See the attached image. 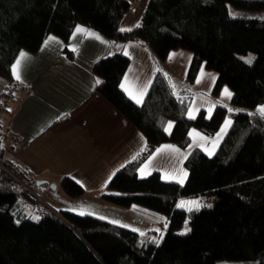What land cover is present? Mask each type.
<instances>
[{"label": "trees", "instance_id": "trees-1", "mask_svg": "<svg viewBox=\"0 0 264 264\" xmlns=\"http://www.w3.org/2000/svg\"><path fill=\"white\" fill-rule=\"evenodd\" d=\"M230 7L262 12L264 0H148L130 31H120L126 0H0V76L8 87L21 50L36 52L50 34L67 41L77 25L108 39L139 42L158 63L173 50L192 55L181 88L158 69L140 104L120 86L128 56L112 53L92 66L97 91L145 138L100 197L165 215V232L143 236L93 215L53 211L37 199L36 175L6 151L0 132V264H215L213 257L264 264V117L256 111L264 104V18L233 16ZM249 56L251 64L245 62ZM202 67L216 73L212 94L228 86L232 97L209 117L202 109L193 119L187 115L191 85ZM226 117L231 126L214 154L196 147L186 157L184 183L163 180L157 171L138 176L160 145L186 148L191 128L212 136ZM58 186L72 198L84 193L68 175ZM201 196L220 201L199 211L177 207L183 198ZM225 202L231 206L224 208ZM186 220L189 231L177 232Z\"/></svg>", "mask_w": 264, "mask_h": 264}, {"label": "crops", "instance_id": "crops-1", "mask_svg": "<svg viewBox=\"0 0 264 264\" xmlns=\"http://www.w3.org/2000/svg\"><path fill=\"white\" fill-rule=\"evenodd\" d=\"M147 1L142 0L136 12H127L120 22V29H131L140 23ZM77 26L86 31L76 33ZM77 26L67 41L50 34L44 41L49 36L55 40L47 46L43 41L34 53L26 50L18 53L12 65L21 52L26 54V58L20 66V80L14 78L11 65V83L16 84V95L10 102V109L0 116V132L6 151L37 179L47 182L38 186L46 196L48 188L51 189L50 184L56 185V190L60 178L68 175L83 187L84 194L90 192L99 198L109 177L144 148L145 138L97 91V77L92 71L94 62L112 53L125 54L127 51L129 65L120 86L124 84L125 87H121L123 91L134 102L137 103L139 99L140 104L158 69L164 70L174 85L181 88L183 84H176L174 77L179 75L182 80L186 78L192 55L187 50H173L164 62L158 63L150 50L139 42L108 39L90 27ZM89 32L100 39L88 35ZM213 77L216 79V73L202 67L192 88L194 96H209L212 100L209 102L211 112L217 104L229 105L231 101L219 99L227 88L225 86L218 94H212ZM7 87L8 81L0 76V94ZM193 99L188 116L190 110L192 114H198L202 109L205 113L208 111L204 103L193 110ZM218 130L208 137L198 129L191 128L190 132L199 133V136H190L191 142L186 148L160 145L139 166L138 176L145 177L157 171L163 180L184 183L188 175L184 166L186 157L193 148H200L206 154L210 143L212 149L221 143L224 137L217 138ZM164 146H172L178 151L157 152ZM141 168H144L143 174ZM198 198L191 200L201 204L216 200H206L204 196ZM182 201L186 205L190 200L181 199L177 206ZM204 207L210 206L202 205L199 210ZM178 208L188 211L186 206ZM177 232L180 233V230Z\"/></svg>", "mask_w": 264, "mask_h": 264}, {"label": "rangeland", "instance_id": "rangeland-1", "mask_svg": "<svg viewBox=\"0 0 264 264\" xmlns=\"http://www.w3.org/2000/svg\"><path fill=\"white\" fill-rule=\"evenodd\" d=\"M230 12L233 16L244 15V16L264 18V11L252 12V11L239 10V9L230 7ZM209 71L214 72L212 70H209ZM174 78H175L174 81L176 84H183V85L185 84V78H184V80H182L179 78V75H176V77H174ZM225 87H227V89H229V91H230V88L228 86H225ZM191 88L194 89L193 84L191 85ZM193 98L194 99H193L192 104H191L193 107V110L202 106L201 104L204 103L205 107L208 109V111L205 113V115L207 117H209L212 113L211 110H209V108H210L209 102L212 101L209 98V96H208V98L201 96L199 94H197V95L195 94V96H194V93H193ZM219 99L223 102H224V100L225 101L229 100L228 98L222 96V94H221ZM260 106H264V104L260 105ZM4 112H6V111H3L0 114V116L3 115ZM196 115H197V113L195 114V116ZM226 119L231 120L230 117H226L224 119L221 127L219 128L220 130L224 126ZM228 129H229V126H228L226 132L228 131ZM220 130H218V131L220 132ZM226 132H224L219 138H223L225 136ZM208 137H212V136H208ZM193 141H195V139ZM219 145H220V143L218 145H216L215 148L213 147V149H212V143H210L209 147L205 151L206 154L212 155L216 151V149L218 148ZM39 189H40L39 187H34V190L42 195V196L41 195H37V196H40L42 199V203H44L47 207H49L53 211H57V212L70 211V212H73L76 214L84 213V214L93 215V216L102 218L104 220H107V221H110V222H113V223H116V224H119V225H122V226H125L128 228H131L133 230H136L139 233H143L142 234L143 236L148 235V232L151 230H154L157 233H161V234H163L166 230V216L165 215H163L157 211L139 206V205L133 204L129 207H121V206L109 203V202L101 199V197L95 198L96 195H93L90 192H87L85 194L83 193L79 197L72 198V197L68 196L59 186L54 191L52 189L48 188V190H51V192L55 195L54 198H49V197H53V196L48 197V195L46 196ZM204 198H206V200L216 199L214 201L208 200L205 203H202L201 205H204V206L214 207L220 201L217 198V196H204ZM183 199L184 200L189 199L190 201H192L191 200L192 198H183ZM197 199H200V198H197ZM185 206L187 208H189L190 205L186 204ZM230 206L231 205L226 203V202L223 203L224 208H229ZM186 228L189 229V226L187 224V220L182 224V226L180 228V233L184 234V233L188 232L189 230L185 231ZM210 253L212 255H215V253H213V251H210ZM213 258L215 260V264H243V262L240 260H227V259H221L218 257H216V258L213 257Z\"/></svg>", "mask_w": 264, "mask_h": 264}, {"label": "snow or ice", "instance_id": "snow-or-ice-1", "mask_svg": "<svg viewBox=\"0 0 264 264\" xmlns=\"http://www.w3.org/2000/svg\"><path fill=\"white\" fill-rule=\"evenodd\" d=\"M138 26H139V25H137V27H138ZM84 31H86V30L83 29V28H81L80 26H77V28H76V33L84 32ZM120 31H130V29H124V28H122V29H120ZM74 35H75V33H74ZM88 35H90V36H95L96 39H100V37H99L98 35L94 34V33L89 32ZM54 40H55L54 37L49 36V37L44 41V45L47 46V45L49 44L50 41H54ZM127 54H128L127 51H125V55H127ZM25 58H26V54L23 53V52H21V53H20V57H19V58L16 60V62L12 65V73H13L14 78L17 79V80H20V78H21V76H20V66H21V64H22V61H23ZM170 59H171V57H170ZM253 59H254V57L249 56V57L246 59L245 62L248 63V64H251ZM126 79H127V78H126ZM212 79L214 80L215 77H213ZM197 82H199V80H198ZM96 83L99 84L100 81L97 80ZM121 87L124 88V87H125L124 84H121ZM125 90L127 91V89H125ZM222 96H224V97H226V98H228V99H231V97H232V93H231L227 88H225V89L223 90V92H222ZM133 98H135V97H133ZM139 102H140V100L137 99V103H139ZM228 111H229V112H232L233 109L229 108ZM256 111H257V113H258L259 115H261V117H264V106H259V107L257 108ZM189 117H190V118H193V119L195 118V117L193 116L191 110L189 111ZM230 125H231V120L226 119V120H225V124H224V126L221 128L220 132L217 133V138H219L224 132H226L228 126H230ZM171 127H172V125H171V123H169V125H168L167 127H165V129H164L165 132H169L170 129H171ZM189 136H193V137H195V136H199V133L190 132V133H189ZM201 139H203V137H201ZM166 150L178 151L177 149L173 148L172 146H164V147L161 148V149H157V152H163V151H166ZM133 159H135V157H134ZM144 167L146 168L147 165H145ZM140 171H141V173L143 174V173H144V168H141ZM114 174H115V173H113V175H114ZM185 176H186V173H185ZM110 178H111V177H109V179H110ZM165 178L167 179V177H165ZM178 182L182 183L183 181H178ZM188 204L190 205V207L188 208V211H192L193 208H195L196 210H199V208L202 206L201 203H200V202H197V201H189ZM178 207H185V202L182 201V202L178 205ZM80 214L83 215L84 213H80ZM36 219H38V217H36ZM188 230H189V229H187V228L185 229V231H188ZM141 234H143V233H141ZM156 243L158 244L159 241H156Z\"/></svg>", "mask_w": 264, "mask_h": 264}, {"label": "built area", "instance_id": "built-area-1", "mask_svg": "<svg viewBox=\"0 0 264 264\" xmlns=\"http://www.w3.org/2000/svg\"><path fill=\"white\" fill-rule=\"evenodd\" d=\"M128 2V13H133L138 10L140 7L142 0H126ZM16 84H13L10 87L4 89V91L0 94V114L3 111H8L10 109V101L15 97L16 91L15 87ZM48 196H53L51 190L47 191ZM39 201H42L40 196H36Z\"/></svg>", "mask_w": 264, "mask_h": 264}, {"label": "water", "instance_id": "water-1", "mask_svg": "<svg viewBox=\"0 0 264 264\" xmlns=\"http://www.w3.org/2000/svg\"><path fill=\"white\" fill-rule=\"evenodd\" d=\"M42 184H47V182L44 181V180H40V179H37V180H36V185H37V186H40V185H42ZM50 187H51L52 190H54V189L56 188V185H54V184L51 185V184H50Z\"/></svg>", "mask_w": 264, "mask_h": 264}]
</instances>
